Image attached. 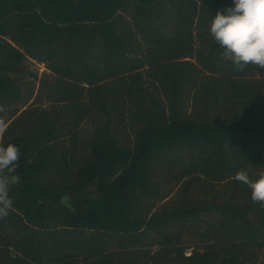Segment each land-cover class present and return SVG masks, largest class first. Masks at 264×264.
Instances as JSON below:
<instances>
[{
	"label": "trees",
	"instance_id": "1",
	"mask_svg": "<svg viewBox=\"0 0 264 264\" xmlns=\"http://www.w3.org/2000/svg\"><path fill=\"white\" fill-rule=\"evenodd\" d=\"M231 6L0 0V106L28 57L57 76L55 114L16 108L2 136L21 155L0 264H264V208L235 179L264 169V69L237 70L209 33ZM162 172L183 183L175 205ZM202 221L186 254L172 228Z\"/></svg>",
	"mask_w": 264,
	"mask_h": 264
},
{
	"label": "clouds",
	"instance_id": "2",
	"mask_svg": "<svg viewBox=\"0 0 264 264\" xmlns=\"http://www.w3.org/2000/svg\"><path fill=\"white\" fill-rule=\"evenodd\" d=\"M209 33L223 49L221 59L231 61L237 70L244 71L249 65L264 69V0H233V6L213 16ZM7 128L6 121L0 118V136ZM20 155L17 145L0 143V219L13 207L10 190L19 182L16 172ZM235 179L250 189L252 203L264 208V169L255 178L241 169Z\"/></svg>",
	"mask_w": 264,
	"mask_h": 264
},
{
	"label": "rangeland",
	"instance_id": "3",
	"mask_svg": "<svg viewBox=\"0 0 264 264\" xmlns=\"http://www.w3.org/2000/svg\"><path fill=\"white\" fill-rule=\"evenodd\" d=\"M21 76V86H22V98L18 101H14L13 103L7 105L0 106V118H3L6 123H8L14 116V110L17 108L24 109L26 107L33 106L32 103L34 101L37 104L35 107L46 108L50 110L52 116L55 114L56 104L54 102V89L52 85L56 82L57 76L54 72H52L48 65L45 62L38 61L35 58L28 57L24 60L20 67ZM36 95L37 99H36ZM2 140V136H0V143ZM259 171H255L257 174ZM164 172L160 173L163 175ZM166 176L167 178H165ZM163 177L166 179V186H170L172 188V192L169 194L167 198H165L162 202H165L169 205H175L179 200L183 199L182 194V182L180 180L175 179L173 176L164 174ZM201 188L199 189L196 186H193L190 190V195L200 198L203 196L205 192L211 193L212 189L217 191L219 194L226 195L230 186L223 185L222 183H218L214 188ZM203 216L209 218L207 215ZM205 222L201 223H188L187 226H174L172 228V232L176 236L180 238V242L185 247L186 254H190L195 250L202 249L204 247V242L199 239L197 230L199 228H204ZM156 245L153 247L155 248ZM258 263L262 264V259H258Z\"/></svg>",
	"mask_w": 264,
	"mask_h": 264
}]
</instances>
